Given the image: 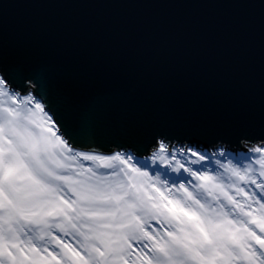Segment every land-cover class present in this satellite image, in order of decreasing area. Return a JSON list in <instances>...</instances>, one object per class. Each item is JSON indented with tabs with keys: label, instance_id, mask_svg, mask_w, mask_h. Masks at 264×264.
<instances>
[{
	"label": "snow or ice",
	"instance_id": "6c2138e0",
	"mask_svg": "<svg viewBox=\"0 0 264 264\" xmlns=\"http://www.w3.org/2000/svg\"><path fill=\"white\" fill-rule=\"evenodd\" d=\"M4 64L0 264H264V132L104 150Z\"/></svg>",
	"mask_w": 264,
	"mask_h": 264
},
{
	"label": "water",
	"instance_id": "95a60500",
	"mask_svg": "<svg viewBox=\"0 0 264 264\" xmlns=\"http://www.w3.org/2000/svg\"><path fill=\"white\" fill-rule=\"evenodd\" d=\"M0 58L104 150L264 132V0H0Z\"/></svg>",
	"mask_w": 264,
	"mask_h": 264
}]
</instances>
